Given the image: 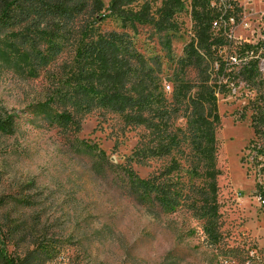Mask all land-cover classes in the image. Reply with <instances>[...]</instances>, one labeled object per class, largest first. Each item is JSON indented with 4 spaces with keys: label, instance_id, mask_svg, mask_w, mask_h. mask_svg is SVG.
I'll use <instances>...</instances> for the list:
<instances>
[{
    "label": "rangeland",
    "instance_id": "rangeland-1",
    "mask_svg": "<svg viewBox=\"0 0 264 264\" xmlns=\"http://www.w3.org/2000/svg\"><path fill=\"white\" fill-rule=\"evenodd\" d=\"M102 1L107 7L111 0ZM164 1L134 0V8H149L148 23L123 27L108 17L94 26L100 33L126 32L137 52L156 60L148 83L163 99L151 104L153 112L142 113L147 121L142 124L127 111H78L74 100L67 104L74 122L66 131L46 113H33L62 112L48 99L77 70L73 59L80 36L70 29L58 38L45 24L8 28L0 35L9 41L28 35L32 41L25 50L41 55L22 72L0 64V108L15 115L16 125L10 135L0 131V264L4 257L23 259L34 243L50 245L53 258L43 264H264V0L209 1L210 8L222 6L223 12L207 35L225 43L217 56L228 64V77L215 86L214 164L221 172L215 191L193 149L197 137L188 104L173 97L178 78L198 79L194 69L179 64L195 40L193 0L170 5L169 22L159 18ZM55 42L61 53L53 58L47 49ZM3 50L7 58L23 53L10 45ZM249 58L255 59L258 76L247 71L250 66L242 72ZM74 139L103 152L99 171L72 151ZM159 141L171 146L168 156L129 161L135 151ZM172 159L179 168L171 175L182 186L176 206L163 209L153 196L144 201L128 194L126 167L148 179Z\"/></svg>",
    "mask_w": 264,
    "mask_h": 264
},
{
    "label": "trees",
    "instance_id": "trees-1",
    "mask_svg": "<svg viewBox=\"0 0 264 264\" xmlns=\"http://www.w3.org/2000/svg\"><path fill=\"white\" fill-rule=\"evenodd\" d=\"M204 1V3H203ZM210 0H193L191 5L192 22L195 25V40L184 51L182 67H191L198 73L196 83L180 80L174 87L173 97L176 100H185L188 104V120L193 135L197 137L194 143V151L202 158L201 166L203 175L210 182V186L216 190V177L220 170L215 166L217 141L215 138V123L219 121L216 107L215 86L228 77V64L222 59L224 56L218 50L225 45L222 41L210 40L207 31L222 14V6L209 7ZM134 0H111L104 7L102 0H0V35L8 28H23L26 25L39 27L45 24L62 38L64 34L73 29V37L80 36L74 55V69L70 81H64L63 87L57 94L48 99L52 105L61 106V113L51 115L47 109L34 110L33 113L44 112L54 123L59 124L63 130L69 127L73 121V111L67 107L72 105V100L78 111L89 112L93 108H107L114 112H129L130 118L137 124L147 122L142 116L144 111H154L151 104L162 101V94L152 87V72L156 71V60L144 58L137 52L134 43L126 32H99L94 26L101 20L114 17L121 26L126 27L133 23H148L153 19L147 5L136 9L132 5ZM179 0H166L160 9L159 18L169 22L174 13L170 7H174ZM171 5V6H170ZM79 21V22H78ZM60 36V37H59ZM28 35L18 36L8 40L0 38V64L15 72H22L24 64L29 68L34 67L33 60H39V52L28 49L30 44ZM23 48L22 55L14 58L4 56V46ZM202 50L204 53L201 54ZM230 50V49H229ZM228 50V51H229ZM51 57L61 53L59 44L52 43L47 49ZM200 52V53H199ZM38 55V57L36 56ZM205 57L212 61H204ZM254 58H249L243 70L258 76L255 69ZM236 61V59H235ZM216 69H214V65ZM210 69V72H209ZM177 78V74L174 75ZM148 81H150L148 83ZM152 87V88H151ZM70 102V103H69ZM74 105V106H75ZM163 110H156V117L162 120ZM15 115L8 114L4 108H0V131L10 135L15 129ZM173 142V141H171ZM73 152L87 157L91 167L99 171V164L104 158L103 152L94 145L85 141L74 139L70 142ZM171 146L159 141L152 148L137 150L129 159L131 162L142 163L147 158L168 156ZM175 159L168 168L148 179L137 177L133 170L126 167L128 177V194L137 200H148L150 196L163 209L176 206L179 202L182 186L178 179L171 175L178 169ZM125 169V168H124ZM101 172V171H100ZM102 173V172H101ZM53 258L50 245L33 244V248L17 261L10 257H4V264H22L34 260L43 264Z\"/></svg>",
    "mask_w": 264,
    "mask_h": 264
},
{
    "label": "built area",
    "instance_id": "built-area-1",
    "mask_svg": "<svg viewBox=\"0 0 264 264\" xmlns=\"http://www.w3.org/2000/svg\"><path fill=\"white\" fill-rule=\"evenodd\" d=\"M213 24L217 25V21H215ZM260 200L264 202V199L260 197Z\"/></svg>",
    "mask_w": 264,
    "mask_h": 264
}]
</instances>
